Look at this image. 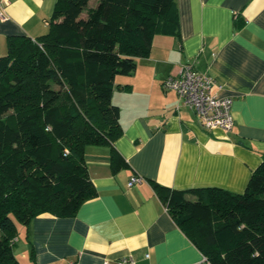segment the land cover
Wrapping results in <instances>:
<instances>
[{
  "label": "crops",
  "instance_id": "crops-1",
  "mask_svg": "<svg viewBox=\"0 0 264 264\" xmlns=\"http://www.w3.org/2000/svg\"><path fill=\"white\" fill-rule=\"evenodd\" d=\"M175 1L179 37L154 35L149 56L136 60L134 73L114 80L130 88L111 96L122 128L113 147L127 168L113 174L110 148L86 147L97 196L74 217L45 213L16 226L12 250L19 264H103L128 255L136 264H207L151 183L244 192L264 157V0ZM55 2L7 0L0 56L7 36L43 34ZM185 64L212 78V95L231 99L230 131L203 128L174 92L162 88ZM133 176L142 181L128 187Z\"/></svg>",
  "mask_w": 264,
  "mask_h": 264
},
{
  "label": "trees",
  "instance_id": "trees-1",
  "mask_svg": "<svg viewBox=\"0 0 264 264\" xmlns=\"http://www.w3.org/2000/svg\"><path fill=\"white\" fill-rule=\"evenodd\" d=\"M179 37L175 0H56L47 30L6 37L0 56V264L16 223L40 214L74 217L97 193L85 149L110 148L111 172L127 168L111 103L115 77L147 58L154 35ZM152 189L207 264H264V157L241 194L219 188ZM34 252L30 249V258Z\"/></svg>",
  "mask_w": 264,
  "mask_h": 264
},
{
  "label": "built area",
  "instance_id": "built-area-1",
  "mask_svg": "<svg viewBox=\"0 0 264 264\" xmlns=\"http://www.w3.org/2000/svg\"><path fill=\"white\" fill-rule=\"evenodd\" d=\"M6 4L7 0H0V21L6 19ZM212 86L211 77L195 71L189 64L180 67L178 77H168L162 84L165 91L174 92L181 104L194 112L203 128L230 131L233 127L232 101L229 98L212 95ZM141 181V177L133 176L127 186L131 187ZM203 261L205 262V258ZM103 264H136V262L128 255L114 261L106 259Z\"/></svg>",
  "mask_w": 264,
  "mask_h": 264
},
{
  "label": "rangeland",
  "instance_id": "rangeland-1",
  "mask_svg": "<svg viewBox=\"0 0 264 264\" xmlns=\"http://www.w3.org/2000/svg\"><path fill=\"white\" fill-rule=\"evenodd\" d=\"M117 77L119 78V77H123V76H117ZM20 225H21V224L16 223V226H17V227H20ZM17 229H18V228H17ZM20 238H21V236H18V239H20Z\"/></svg>",
  "mask_w": 264,
  "mask_h": 264
}]
</instances>
